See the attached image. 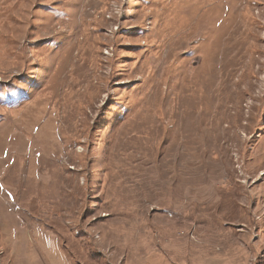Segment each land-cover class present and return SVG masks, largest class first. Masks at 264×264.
<instances>
[{"label":"rangeland","instance_id":"rangeland-1","mask_svg":"<svg viewBox=\"0 0 264 264\" xmlns=\"http://www.w3.org/2000/svg\"><path fill=\"white\" fill-rule=\"evenodd\" d=\"M0 264H264V0H0Z\"/></svg>","mask_w":264,"mask_h":264}]
</instances>
